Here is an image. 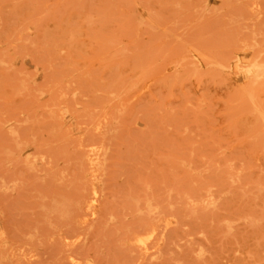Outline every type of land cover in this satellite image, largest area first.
<instances>
[{
    "label": "rangeland",
    "instance_id": "obj_1",
    "mask_svg": "<svg viewBox=\"0 0 264 264\" xmlns=\"http://www.w3.org/2000/svg\"><path fill=\"white\" fill-rule=\"evenodd\" d=\"M0 264H264V0H0Z\"/></svg>",
    "mask_w": 264,
    "mask_h": 264
}]
</instances>
